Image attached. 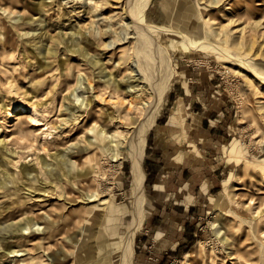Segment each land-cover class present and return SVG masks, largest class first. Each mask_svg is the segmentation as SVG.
Segmentation results:
<instances>
[{
    "label": "rangeland",
    "instance_id": "rangeland-1",
    "mask_svg": "<svg viewBox=\"0 0 264 264\" xmlns=\"http://www.w3.org/2000/svg\"><path fill=\"white\" fill-rule=\"evenodd\" d=\"M136 1L0 0L5 64L0 68V139L9 133L11 113L33 106L34 97L41 111L62 100L75 110L73 94L61 100L64 86L69 93L80 85L86 95L97 93L93 87L112 74L102 70L105 65L96 63L99 54L93 53L133 39L128 14L132 9L139 16ZM259 2L264 0H150L142 12L140 25L166 28L151 29V38L168 54L173 76L146 144V216L135 235L132 264H180L192 249L205 263L219 264L223 257L231 264L245 234L255 264H264V221L253 224L256 210L243 206L250 195L257 196L255 188L264 186V142L258 141L264 133V82L256 77H264ZM98 25L110 31L102 33ZM177 32L191 40L202 36L211 45L191 48ZM77 64L84 71L79 78ZM81 124L76 122L75 134L68 137L56 132L59 128L39 136L22 158L15 150H8L11 157L1 154L0 264H125L122 253L136 200L131 160L122 154L112 161L102 148L96 152L88 140H95L102 124L96 121L90 132ZM75 136L86 147L82 164L75 163L71 147L58 145ZM47 140L52 149L43 146ZM93 157L104 161V180L92 169L84 173ZM148 161L158 169L149 170ZM24 165L34 168L27 176ZM253 174L256 187L244 199L235 198V187L249 184ZM79 182L96 188L97 198L89 200ZM41 207L45 213L33 216ZM18 224L25 234L19 239L9 235Z\"/></svg>",
    "mask_w": 264,
    "mask_h": 264
},
{
    "label": "bare ground",
    "instance_id": "bare-ground-1",
    "mask_svg": "<svg viewBox=\"0 0 264 264\" xmlns=\"http://www.w3.org/2000/svg\"><path fill=\"white\" fill-rule=\"evenodd\" d=\"M149 2L150 0L136 1L139 16L138 13H135L132 9L129 11L130 14H128V17L131 18L132 25L130 26L133 31L128 37L133 38L132 40L124 41L123 44L114 45L113 47L108 46L111 48L110 51L102 47V51L93 53L95 56L99 54L95 62H100L105 65L102 67V70H109L112 74V76L104 82L93 87V89L98 88L96 94L86 95L85 93L87 92H82L86 90L82 89L81 85L76 88V91L74 90L72 93H69L70 87L64 86L61 91V100L73 94V101L78 104L76 105L78 108H75V110H70L69 108L71 106L68 104L64 105L62 100L60 103L45 106L43 111H41L39 107L36 106L38 98L34 97L32 102L33 106H22L19 112L11 113L13 121L9 125L10 127L6 128V131L9 133H7L6 137L0 139V160H2L1 154L4 157H11L12 155L9 152L11 150L20 152V158H22V154L29 151V148H31L30 151L32 150L34 145L38 142L39 136L42 137V135H44V138H46L52 135V133L55 132L53 130L56 128H59L56 132L68 137L69 135L75 134L73 127L76 122L82 123L81 125L84 124V131L87 128L88 132L92 129L94 131L96 121L100 122V124H102L100 132L95 133V140L89 139L88 143H95L94 148L96 152H98L99 148H102L105 151L104 154H106V156L109 154L108 157L112 161L122 158V154L126 155V157H129L131 160V176L133 178L132 190L136 200L133 218L129 224V231L126 235L122 253L125 264H132L133 262L135 235L139 227L144 223L146 216L145 207L147 196L145 193V181L147 173L144 166V158L148 136L161 110L165 97L171 89V78L173 76L172 68L168 61V54L161 52L159 50V45L151 38V29L158 30L166 28L153 22H146L147 24L144 25L147 27L140 25V21L145 23V19H143L141 15ZM258 5L262 6L259 10L264 9V2H259ZM98 27V30H103L102 33H108L110 31L109 29H100V25H98ZM177 33H179L178 35L183 39V42L191 48L211 45L210 42L203 41L202 36L199 40H191L186 34L182 32ZM123 38L124 37H122V39ZM109 44L110 43H108V45ZM77 45H79L78 42ZM79 48L80 46L75 50H79ZM233 58L236 59L235 57ZM3 59L4 58L0 60V68L5 67L2 61ZM241 63L242 65L244 64V67L245 65L247 67L245 62ZM10 68L15 70L19 68V66L12 65ZM75 73L78 75L77 78L83 75L84 71H82L80 64L75 66ZM256 77L264 82V77L259 75ZM91 90L92 87L89 85L87 91ZM106 102H110L111 104L109 103V106L107 104L106 107ZM42 113L44 114L42 115ZM46 115L50 117L47 118L45 117ZM54 121L57 124L56 126L54 125ZM111 130L113 131L110 132ZM100 134L102 138L99 140ZM258 141L264 142V133L259 137ZM49 142L50 140H47V143L43 141L42 144L44 147H47ZM58 145L66 148H74H70L69 151L72 153L75 163L82 164L80 157L84 153L86 147L80 146L77 136L66 138L63 142H59ZM47 148L52 149L51 145ZM49 154H51V152H49ZM52 154L54 155L55 153ZM26 156H29V154ZM106 156L103 154L100 155L101 159L104 160H106ZM92 159V164L90 167L86 168L84 173H89L92 169L98 178L101 177L104 180L107 174V171L104 169V161L101 159L95 160L96 157ZM10 161H14V158H11ZM39 161L41 162L42 159H39ZM31 169L34 168L30 165H24V174L26 176L30 174ZM161 176L162 174H160L159 177L161 178ZM257 177L258 176L253 174L249 184L245 182L239 183V185L235 187L236 190H239V192L235 193V198L244 199L248 195L250 188L253 189L256 187L254 185L258 184ZM84 183L79 182L78 184L81 187H87L89 192H87L89 196L88 199H96V195L99 191L96 188L93 189V186H85ZM157 185L159 186V183H157ZM255 190L258 191L257 196L254 194L250 195L247 202H243L244 207H253L254 210H256L255 216L258 215V217L254 218L255 220L252 221L253 224L264 221V186L255 188ZM40 199L44 201L43 197L36 198L37 201H40ZM100 199H102L101 195ZM105 202L106 199L100 201V203ZM252 212L254 214V211ZM33 213V216H38L45 212L41 207L35 209ZM21 229L22 226L18 224L16 228L9 232V235H13L19 239L22 237V234L23 236L25 235ZM41 229H43V227ZM219 231H221V228ZM235 233H238L239 236V231ZM226 238L228 237L226 236ZM247 239H249V237L246 236V234L243 240L240 239L241 242L239 243L238 249L231 258L233 260H230L231 264H255L257 261L253 257L254 252L251 250V244L245 243ZM15 241L16 240L12 242ZM210 252L213 253V251ZM197 255L198 252H196L195 249L190 250L186 253L180 264H187V261H194L193 264H212V261L205 263L207 260L197 258ZM10 261L12 262L13 260ZM219 264H226L223 257Z\"/></svg>",
    "mask_w": 264,
    "mask_h": 264
},
{
    "label": "crops",
    "instance_id": "crops-1",
    "mask_svg": "<svg viewBox=\"0 0 264 264\" xmlns=\"http://www.w3.org/2000/svg\"><path fill=\"white\" fill-rule=\"evenodd\" d=\"M147 166H148V169L151 170V171L155 170V169H158L157 168V163L152 162V161H148V165Z\"/></svg>",
    "mask_w": 264,
    "mask_h": 264
},
{
    "label": "trees",
    "instance_id": "trees-1",
    "mask_svg": "<svg viewBox=\"0 0 264 264\" xmlns=\"http://www.w3.org/2000/svg\"><path fill=\"white\" fill-rule=\"evenodd\" d=\"M151 178H152V174L149 176V180H151Z\"/></svg>",
    "mask_w": 264,
    "mask_h": 264
}]
</instances>
